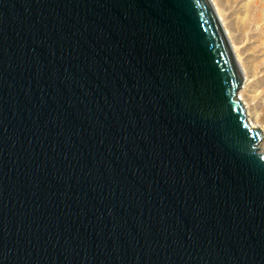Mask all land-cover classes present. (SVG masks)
<instances>
[{
  "label": "water",
  "instance_id": "obj_1",
  "mask_svg": "<svg viewBox=\"0 0 264 264\" xmlns=\"http://www.w3.org/2000/svg\"><path fill=\"white\" fill-rule=\"evenodd\" d=\"M210 0H0V264H264V153Z\"/></svg>",
  "mask_w": 264,
  "mask_h": 264
},
{
  "label": "bare ground",
  "instance_id": "obj_2",
  "mask_svg": "<svg viewBox=\"0 0 264 264\" xmlns=\"http://www.w3.org/2000/svg\"><path fill=\"white\" fill-rule=\"evenodd\" d=\"M232 1L237 5V9L240 14L239 15L240 20H239V26H238L239 34H237V36L235 37H232V41L234 40V42L237 44L239 42H242L244 38H249L250 39L249 42L250 41L253 42L254 49L259 51L258 54L263 55L264 54V24H263L264 17H263V14H261V11L258 9V5H257L259 4L258 0H232ZM261 7H262V3H261ZM262 13H264L263 10H262ZM225 33L229 39V42L232 46L233 52L236 56L238 65L243 75V82L238 91V96L241 99V101L244 103L246 114H247L250 125L252 127L259 128V125H258L259 123L257 122V119L256 121H253L251 119V114L249 113V109L247 108L245 101L248 100L250 97H252V99L256 97L255 95L252 94L256 88V83H255L256 81L254 82L253 78L257 76L258 72L264 74V57L259 62L256 61L257 63L252 65L247 58L241 57L238 51H237L238 53L235 52V49H234L235 46L232 45L231 43V37L229 34L230 32L226 29ZM242 53H244V51H242ZM259 58L257 60H259ZM263 137H264V133H263ZM263 146H264V143L262 140L259 144V151L261 153H264Z\"/></svg>",
  "mask_w": 264,
  "mask_h": 264
},
{
  "label": "rangeland",
  "instance_id": "obj_3",
  "mask_svg": "<svg viewBox=\"0 0 264 264\" xmlns=\"http://www.w3.org/2000/svg\"><path fill=\"white\" fill-rule=\"evenodd\" d=\"M215 11L217 12L219 19L224 27V29L228 30L231 37V43L235 46V52H239L241 57H245L249 60V62L254 65L255 63L259 62L264 56V54H258L259 51L255 50L253 47V42H249V38H244L242 42L235 43L234 40L232 41V37L237 36L239 34L238 26H239V12L237 9V5L232 0H211ZM258 9L264 12V0H258ZM262 3V7H261ZM221 16V18H220ZM264 24V20H263ZM248 44V45H247ZM252 45V47H251ZM237 46V47H236ZM250 46V47H249ZM263 46V45H262ZM253 49V50H252ZM244 51V53H242ZM237 52V53H238ZM252 52V53H251ZM255 53V54H254ZM258 54V55H257ZM249 55V56H248ZM251 55V56H250ZM260 55V56H259ZM260 57V58H259ZM254 58V59H253ZM259 58V60H257ZM257 61V62H256ZM254 62V63H252ZM258 72L257 78H253L254 82L256 83L255 91L252 93L256 97L252 99L250 97L246 100L247 108L249 109V113L251 114V119L259 123V128L262 129L264 133V74ZM263 85V86H262ZM261 88V89H260ZM259 90V91H258ZM258 93V94H257ZM264 138V137H263ZM263 143H264V139ZM264 147V146H263Z\"/></svg>",
  "mask_w": 264,
  "mask_h": 264
}]
</instances>
